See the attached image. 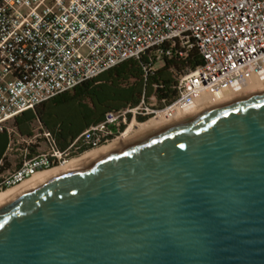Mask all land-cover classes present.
Here are the masks:
<instances>
[{
  "label": "water",
  "instance_id": "95a60500",
  "mask_svg": "<svg viewBox=\"0 0 264 264\" xmlns=\"http://www.w3.org/2000/svg\"><path fill=\"white\" fill-rule=\"evenodd\" d=\"M0 264H264V82L13 191Z\"/></svg>",
  "mask_w": 264,
  "mask_h": 264
},
{
  "label": "built area",
  "instance_id": "2783aa9c",
  "mask_svg": "<svg viewBox=\"0 0 264 264\" xmlns=\"http://www.w3.org/2000/svg\"><path fill=\"white\" fill-rule=\"evenodd\" d=\"M194 45L205 62L180 76L172 103L110 114L66 150L53 142L0 174V190L110 143L139 116L173 117L264 69V0H0V129L10 132L18 114L127 59L156 49L161 63L173 48Z\"/></svg>",
  "mask_w": 264,
  "mask_h": 264
},
{
  "label": "trees",
  "instance_id": "16d2710c",
  "mask_svg": "<svg viewBox=\"0 0 264 264\" xmlns=\"http://www.w3.org/2000/svg\"><path fill=\"white\" fill-rule=\"evenodd\" d=\"M155 53L156 49H152L139 58L127 59L15 116L14 131L0 129V172L13 166L7 151L14 135L33 140L38 123L42 137L49 145L54 142L59 149L66 150L86 130L105 121L110 114L140 103L153 108H163L172 103L178 97L180 76L205 62L195 45L189 51L173 48L170 55H164L161 63L155 60ZM153 98L158 104L151 102ZM148 117L139 116L138 119L145 121ZM38 147L27 143L22 162L26 156L37 154Z\"/></svg>",
  "mask_w": 264,
  "mask_h": 264
},
{
  "label": "bare ground",
  "instance_id": "6f19581e",
  "mask_svg": "<svg viewBox=\"0 0 264 264\" xmlns=\"http://www.w3.org/2000/svg\"><path fill=\"white\" fill-rule=\"evenodd\" d=\"M263 70L259 71L260 73L256 72L249 79H244V80L238 82L231 89L226 90L224 92H221L220 94H218V99H220L222 97H225L227 95H230L232 93H235L237 91H240L242 89L248 88L250 86H253L255 84L264 82V71ZM210 102H212V97L209 94H202L200 97H198V99L195 100V102L192 105L188 106L185 110L176 111L174 113L173 117H176V116H178V115H180L182 113H185L187 111H190L192 109H195L197 107H200V106L205 105V104L210 103ZM169 114H170L169 111L160 112L158 115L150 118L149 120H147V121H145L143 123H139L138 125H136L137 127H135V125H133L134 124V122H133V123H131L132 125H130L128 127V129L120 137H118L117 139L113 140L110 144L102 146V147H100L98 149H91L89 151H86L81 156L73 158L68 164H71V163H74V162L79 161L81 159H84V158H86V157H88V156H90V155H92V154H94V153H96V152H98V151H100V150H102V149H104V148L116 143V142H119V141H121V140H123L125 138H128V137H130V136H132L134 134H137V133H139L141 131H144V130L150 128V127H153V126H155L157 124H160V123H162V122H164L166 120H169V119L173 118ZM61 167H63V166L51 167L49 169L39 171V172L35 173L33 176H31L30 179L26 178L25 180L19 182L18 186L14 185V187L11 186L8 189L0 191V201L2 199H4L6 196H8L9 194H11L16 189H18L19 187H21V186H23V185L35 180L36 178H38L40 176H43V175H45V174H47L49 172H52V171H54L56 169H59Z\"/></svg>",
  "mask_w": 264,
  "mask_h": 264
},
{
  "label": "rangeland",
  "instance_id": "374dc122",
  "mask_svg": "<svg viewBox=\"0 0 264 264\" xmlns=\"http://www.w3.org/2000/svg\"><path fill=\"white\" fill-rule=\"evenodd\" d=\"M264 71V70H263ZM260 73V72H259ZM151 102L153 103V104H158V102L156 101V99H151ZM149 117H148V119H150V118H152V117H154L155 116V114H153V115H148ZM147 119V120H148ZM147 120H145V121H147ZM129 121H130V119H129ZM145 121H139V119L137 118V120H135L134 121V124L133 125H135V127H137L136 125H138L139 123H143V122H145ZM130 125H132V124H130ZM129 124L127 125V129H128V126H130ZM6 126H8L9 128H12L13 127V121H11V122H8L7 124H6ZM127 129H125L123 132H125ZM122 134H119V136L118 137H120ZM117 137V138H118ZM116 138V139H117ZM112 142V141H111ZM110 142V143H111ZM32 144H37L39 147L37 148V152H47V151H49V149H50V145H49V142H47L45 139H43V137H42V133H41V127H40V125L37 123L36 125H35V138L33 139V141L31 142ZM110 143H107V144H103V145H101V146H99V147H97V148H94V149H98V148H100V147H102V146H105V145H108V144H110ZM26 144H27V142H26V140L25 139H23L22 137H20L19 135H14L13 136V138H12V140H11V144H10V146H9V149H8V151H7V154H8V156H9V158L11 159V161H12V164H13V166L11 167V168H9V169H7V170H5V172H0V174L2 175V174H5V173H8L9 171L11 172V171H13V170H15L18 166H19V164L22 162V157H24L25 156V146H26ZM89 150H91V149H88L87 151H89ZM86 152V151H85ZM85 152H83V153H81V154H79V155H74L73 157H72V159L73 158H76V157H78V156H81L82 154H84ZM49 168H51V167H49ZM49 168H47V169H49ZM44 170H46V169H44ZM29 179H30V177H28ZM27 178V179H28ZM21 184V183H20ZM19 185V183H17V184H15V186H18ZM12 187H14V185L12 186ZM5 189H8V188H4V189H2V190H0V191H3V190H5Z\"/></svg>",
  "mask_w": 264,
  "mask_h": 264
}]
</instances>
